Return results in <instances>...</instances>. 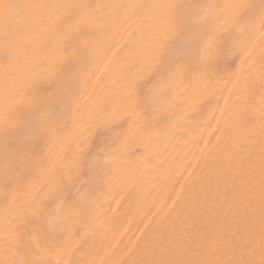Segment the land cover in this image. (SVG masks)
<instances>
[{
	"label": "bare ground",
	"instance_id": "obj_1",
	"mask_svg": "<svg viewBox=\"0 0 264 264\" xmlns=\"http://www.w3.org/2000/svg\"><path fill=\"white\" fill-rule=\"evenodd\" d=\"M31 5L6 30L0 8V140L34 119L37 97L58 70L61 19L96 25L94 54L73 93L42 127L15 177L0 182V264L25 257L46 229L33 218L64 219L55 241L27 258L51 264H136L141 260L260 264L264 253V30H234L237 4L259 0H0ZM115 4L156 7L124 22ZM168 4L202 6L205 24L173 79H152L169 37ZM72 6H78L73 8ZM82 6V7H79ZM231 6V7H230ZM238 41L243 51L233 47ZM123 51L113 59V53ZM205 60H201L204 49ZM129 64H135L129 74ZM130 92L156 103L133 114ZM118 109L115 119L105 111ZM96 165L90 192L69 173ZM153 247L155 252L152 251Z\"/></svg>",
	"mask_w": 264,
	"mask_h": 264
},
{
	"label": "snow or ice",
	"instance_id": "obj_2",
	"mask_svg": "<svg viewBox=\"0 0 264 264\" xmlns=\"http://www.w3.org/2000/svg\"><path fill=\"white\" fill-rule=\"evenodd\" d=\"M26 7L31 5L2 3L0 8L4 10V21L6 30L15 31L16 28L13 21L20 17ZM73 8L78 6H72ZM82 7V6H79ZM115 10L117 16H123L124 22L133 16H139L143 12L150 10L155 5L150 4H115L105 6ZM170 10V37L167 47L157 61L156 67L152 72V79L159 78L160 82L166 79H173L177 74L179 66L186 62L192 54V49L198 35L203 34L205 24L204 14L200 11L202 6H194L190 4H168ZM231 7V6H230ZM236 8L240 10L238 23L234 25V30L244 33L259 25L264 30V0H259V4H237ZM96 25L86 22L82 18L70 14L61 19L57 26V35L59 36L56 55L58 57V70L49 78V92L47 95L37 97L34 101L36 114L34 119L23 121L21 125L12 131L11 136L0 140V182L7 184L10 179L15 177L17 171L24 166L25 159L31 152L36 142L42 134V127L48 123L57 113L60 106L67 100L69 95L73 93L75 86L83 77V64L88 56L94 54L93 40L95 36ZM233 47L243 51L238 41L233 42ZM123 51L119 49L113 53V59ZM208 49H204L201 60H205ZM135 64H129V74ZM135 93L130 92L127 99L131 103L124 108L125 112L131 111L136 114L138 111L146 107H151L156 103L157 96L148 97L141 101L140 98H134ZM118 114V109L105 111L103 119L113 120ZM96 165L94 161L89 160L86 165H81L75 176L69 173V182L73 180L78 182L85 189V196L90 192L89 185L95 177ZM64 202V193L62 191L55 192L50 205H55V210L47 212H37L34 208L33 218L37 220L41 228L46 229L41 236H37L33 246L31 234L20 237L24 245L25 257L13 261L12 264H51L50 261L36 260L27 258V254L33 255L51 250L47 248L49 241H55L58 236V230L65 222L60 216ZM262 218H264V210H262ZM264 236V233H262ZM155 252V248L152 249ZM264 253V247L261 248ZM76 264H88L86 260L77 261ZM136 264H255L252 259H245L243 255L239 259L233 257L227 261L216 262H199L186 260H141ZM260 264H264V255L260 260Z\"/></svg>",
	"mask_w": 264,
	"mask_h": 264
}]
</instances>
